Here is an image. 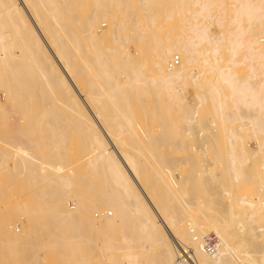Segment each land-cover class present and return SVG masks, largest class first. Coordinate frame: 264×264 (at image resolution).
<instances>
[{"label": "bare ground", "instance_id": "1", "mask_svg": "<svg viewBox=\"0 0 264 264\" xmlns=\"http://www.w3.org/2000/svg\"><path fill=\"white\" fill-rule=\"evenodd\" d=\"M0 264H264V0H0Z\"/></svg>", "mask_w": 264, "mask_h": 264}, {"label": "rangeland", "instance_id": "2", "mask_svg": "<svg viewBox=\"0 0 264 264\" xmlns=\"http://www.w3.org/2000/svg\"><path fill=\"white\" fill-rule=\"evenodd\" d=\"M190 90L188 91V95H189V98H190V96L191 95H193V90L191 89V88H189ZM190 93V94H189ZM190 101L191 100H193V97H191L190 99H189ZM76 153V154H75ZM75 155V157H74V155ZM69 155H70V158H69ZM68 157L66 158V159H68V160H66V162H67V164L68 165H71V163H72V165L74 166V167H76L77 165H78V159H80L81 158V155H80V153L79 152H71L70 154H68L67 155ZM71 165V166H72ZM73 206V205H72ZM74 207V206H73Z\"/></svg>", "mask_w": 264, "mask_h": 264}, {"label": "built area", "instance_id": "3", "mask_svg": "<svg viewBox=\"0 0 264 264\" xmlns=\"http://www.w3.org/2000/svg\"><path fill=\"white\" fill-rule=\"evenodd\" d=\"M179 58L178 56L175 57V62L178 63ZM216 241H217V236L215 234H210L206 237L205 239V244L208 247L209 251H213L214 247L216 245Z\"/></svg>", "mask_w": 264, "mask_h": 264}]
</instances>
